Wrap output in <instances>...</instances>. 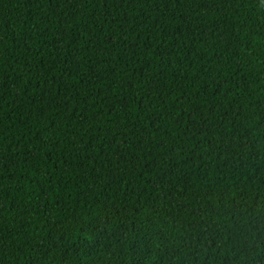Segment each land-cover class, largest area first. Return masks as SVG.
Returning <instances> with one entry per match:
<instances>
[{
	"label": "trees",
	"instance_id": "16d2710c",
	"mask_svg": "<svg viewBox=\"0 0 264 264\" xmlns=\"http://www.w3.org/2000/svg\"><path fill=\"white\" fill-rule=\"evenodd\" d=\"M0 264H264V0H0Z\"/></svg>",
	"mask_w": 264,
	"mask_h": 264
}]
</instances>
